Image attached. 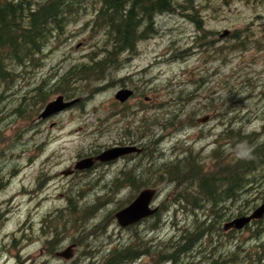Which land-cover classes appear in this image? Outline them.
Segmentation results:
<instances>
[{
    "label": "rangeland",
    "instance_id": "rangeland-1",
    "mask_svg": "<svg viewBox=\"0 0 264 264\" xmlns=\"http://www.w3.org/2000/svg\"><path fill=\"white\" fill-rule=\"evenodd\" d=\"M11 1L36 6L44 0ZM185 6L183 0H174L171 9L152 14L150 36L138 41L133 51L120 53L118 64L107 69L102 80L88 79L101 89L81 108L74 104L44 119L39 114L46 104L37 103L39 94H44L47 102L59 95L66 100L86 97L84 71L79 69L90 66L94 55L101 58L112 48L122 30L124 11H101L102 0H66L56 19L42 25L29 43L23 42L17 54L4 56L9 74L7 79L0 78V264H100L115 246L147 242L154 249L159 239L170 240L190 225L191 217L169 211L161 214L162 224L156 229L147 228L151 219L131 228L120 227L114 213L136 194L125 188L105 202L111 191L109 180L122 169L137 167L140 172L147 166L171 165L188 149L198 153L197 160L207 165L218 135L233 120L243 132H261L264 139V26L260 25L264 22V0H192L195 12ZM192 13L195 16L189 17ZM148 23L142 19V26ZM245 27L255 32L252 39L259 41L261 48L234 51L226 64L219 59L208 61L212 50L205 48L206 39L215 46L230 44V37L219 38L223 30L233 33ZM201 35L206 36L204 43L199 42ZM192 46L196 48L189 49V54L187 48ZM71 70L75 71L72 90L65 96L56 87ZM200 74L210 82L190 95L195 86L190 79ZM146 80L147 87L143 88L142 81ZM134 85L140 87L138 91ZM124 87L136 92L125 102H117L114 94ZM142 89L146 90L144 97L139 94ZM239 89L245 90L238 93ZM179 92H183L184 100L178 105H186L184 115H179L183 122L164 133L147 152L63 173L76 160L94 155L88 153L92 147L101 151L130 144L128 139L136 141L143 131L136 129L140 119L147 117L148 123L151 117H162L169 111L164 102L176 104L171 97ZM191 96L193 99L186 102ZM19 108L38 115L23 119L16 115ZM205 115L209 118L198 121ZM127 129L136 136L128 137ZM152 188L156 190L154 206L170 197L172 186ZM80 193H84L82 198ZM69 199L77 210L100 206L85 224L87 233L82 232L86 227L79 224L77 216L70 213ZM136 234L139 236L131 239ZM219 235L212 238L217 260L237 251L235 264H240L246 251H254L251 248L255 246L261 252L259 246L264 247V233L255 241L245 231L231 243ZM73 243L69 259L49 249L41 252L47 245L63 250ZM198 250L179 256L178 264H211L199 255L200 251L212 252L207 242L202 241ZM130 264L160 263L146 255Z\"/></svg>",
    "mask_w": 264,
    "mask_h": 264
},
{
    "label": "trees",
    "instance_id": "trees-1",
    "mask_svg": "<svg viewBox=\"0 0 264 264\" xmlns=\"http://www.w3.org/2000/svg\"><path fill=\"white\" fill-rule=\"evenodd\" d=\"M122 1L105 0L104 5L106 9H121ZM65 3L64 0H45L36 6H32L27 1L0 0L1 79H7L9 74L7 68L4 66V56L7 54H17L16 52L20 51L23 42L29 43L42 25L57 18L63 10ZM183 3H186V9L194 11L192 0H183ZM173 5L174 0H159L157 5L143 1L142 8L145 11L158 7L159 11H165L171 9ZM142 15L143 17L136 12L128 13L123 22L121 33L117 41L112 45V48L108 52L103 53L101 58L97 57V59L95 58L96 55H94L90 66L79 69L80 71H84L83 79L86 82V97H78L79 100L75 103L78 108L82 107L84 101L100 91L101 88L95 85L94 82L102 80L104 72L111 66L118 64L120 53L134 50L138 41L146 39L153 32L152 14L148 16ZM192 16H195V13L189 15V17ZM143 18L147 19L149 23L146 27L143 26L141 28L140 25ZM194 20L196 21L195 18ZM260 25L264 26V22ZM203 33L207 36V32L203 31ZM254 34L255 32H251L249 27H245L241 30H235L233 33L229 32V35L219 37L221 39L230 37L228 40L231 41L230 44L226 42L220 46H215L211 40L207 39V42L204 43V37L206 36L203 35L200 36L199 42L204 43L205 48H208V50H212L208 54V61L212 62L219 59L222 64H226L227 60L232 58L234 54L232 52L234 51H242L248 47H262L259 41H255L254 38L252 39ZM198 47L200 46L198 45ZM195 48V46L187 48L188 53L191 54L189 49ZM74 73L75 71L71 70L61 77V81H59L56 87V89L60 90L61 94L66 96L67 93L71 92V77ZM88 79H95V81L90 82ZM190 82L195 84L190 91V95H193L194 92H199L204 85L209 83L210 78L200 74L190 79ZM243 82L246 85L249 84L248 77H245ZM142 83L143 88L147 87V80L142 81ZM134 88L138 91L140 87L134 85ZM151 90L156 91L155 88ZM244 90L239 89L238 93ZM133 92L135 94L136 91L133 90ZM183 92H179L175 97H171L176 104L172 105L164 102L169 111L163 113L162 117H151L148 123L146 122L147 117L140 119V123L136 126V129H142V135L136 136L134 134L133 136L127 129L126 135L128 137L136 136V141L132 139H128L127 141L130 144L139 142L138 146L143 148L141 153L147 152L150 145L158 141L164 133L180 126L178 124L183 122V117L180 118L179 115H184V110H186V105H178L184 100L181 96ZM139 94L140 97H144L146 90L142 89ZM192 99L193 96L186 102ZM46 102L45 95L39 94L37 103L42 105L46 104ZM142 105H144L143 102ZM171 105L172 107H170ZM142 109L145 110L144 107ZM16 115L23 119L31 120L38 113L19 108L16 111ZM190 121L191 123L194 122L192 118ZM230 123L218 135L216 139L217 146L209 153L207 165L197 160L198 153L194 152L193 154V151L187 148L189 151H186L184 156L171 163V165H163L160 168L147 166L142 171L141 169L138 170L140 172H137V167L122 169L109 180L108 184L111 185V191L109 198H104L105 202L111 201L119 191L125 188H128L132 194H137L143 188H152L158 185L172 186L170 197L160 202V205L156 206L157 210L154 213L126 228H131L139 222L141 223V221L145 222L151 219V225L147 226V228L156 229L162 224L161 214L169 211H172L173 215L181 212L184 216H190L191 223L182 227L178 235L174 234L172 239H159L154 249H151V246L146 244L147 242H144L145 244L143 243L141 246L125 244L122 247L120 245L112 247L105 253L100 264H130L135 259L146 255L155 258L156 262L160 264H178L179 256L197 251L200 249L202 241L207 242L212 252H208L207 250L200 251L199 255L204 259H209V263L235 264L238 255L237 251L233 252L231 257L224 256L220 260L214 257L217 246H213V236L222 234V236L227 238L226 243H231L236 235L248 231L250 239L255 241L259 239L264 233V214L261 218L252 219L241 229L234 227L224 228L226 222L231 221L237 216L249 214L259 204L264 202V139H261V132H253L248 135L240 127L234 126L237 123L235 120ZM152 128L157 129V131L154 132ZM262 131L264 132V124ZM248 148H252L255 158L253 160L237 159V154L246 151ZM98 152H100V147H92L88 153L97 154ZM96 165L98 163L92 167ZM44 181L45 179H43L42 183ZM103 186L102 189L105 190L106 188ZM83 196L84 193H80L78 197L82 198ZM69 203L68 208L70 213L77 216L76 220L83 227H86L85 224L88 218L100 207L81 206L82 208L77 210L76 204L72 199H69ZM100 204L99 201L98 205ZM155 217L157 221L154 220ZM82 232L87 233V227ZM138 236L137 234L135 237L131 236V239ZM138 242L140 241L138 240ZM259 247H261V252H257L255 246L251 248L254 251H246V255L240 258V264H264V247Z\"/></svg>",
    "mask_w": 264,
    "mask_h": 264
},
{
    "label": "water",
    "instance_id": "water-1",
    "mask_svg": "<svg viewBox=\"0 0 264 264\" xmlns=\"http://www.w3.org/2000/svg\"><path fill=\"white\" fill-rule=\"evenodd\" d=\"M229 34V30L225 29L220 34V37ZM133 94V89L131 88H119L115 94L114 98L120 102H125ZM79 98H74L71 100H66L62 95L55 97L54 99L48 101L42 111L39 114V118H47L55 113H58L72 105H74ZM208 119V116H203L199 120L204 121ZM198 120V121H199ZM142 147L137 144H121L107 147L97 154L85 156L75 161L72 167L64 170V174H69L74 170H81L89 168L98 162L104 163L115 160L119 157L126 156L132 153H140ZM156 190L154 188H143L140 190L136 196L127 205L123 206L114 213L117 223L120 227H127L131 224H135L141 219L151 215L157 210V207L153 205V199L155 198ZM264 214V202L259 204L255 209H253L249 214L237 216L231 221L224 224V228L234 227L236 229H241L245 224L249 223L252 219L261 218ZM73 245L68 246L63 251L58 252V256L69 258L71 254L69 250Z\"/></svg>",
    "mask_w": 264,
    "mask_h": 264
},
{
    "label": "flooded vegetation",
    "instance_id": "flooded-vegetation-1",
    "mask_svg": "<svg viewBox=\"0 0 264 264\" xmlns=\"http://www.w3.org/2000/svg\"><path fill=\"white\" fill-rule=\"evenodd\" d=\"M45 1V0H44ZM65 2H66V0H64ZM143 1H148V2H151V3H153L154 5H157L158 3H159V0H123L122 1V8L121 9H114V8H110V9H106V7H105V0H102V7H100L102 10L101 11H108V10H122V11H124V20H125V18H126V15L128 14V13H133V12H136L138 15H142V14H144V15H149V14H154V13H156V12H158L159 11V8L158 7H156L155 9H148V10H143V8H142V4H143ZM130 11V12H129ZM144 12V13H143ZM124 20H123V22H124ZM141 26V28H143V26H142V24L140 25ZM139 29H140V27H139ZM121 33V32H120ZM127 34V33H126ZM151 34V33H150ZM150 34H149V36H150ZM227 35H229V34H227ZM118 39V38H117ZM117 40H115V42H116ZM114 42V43H115ZM113 43V44H114ZM112 44V45H113ZM137 45V44H136ZM133 51V50H132ZM133 94H134V92H133ZM205 116H208V115H205ZM222 116H224V114L222 115ZM208 118H209V116H208ZM199 120V119H198ZM160 141H158L157 143H159ZM142 150H143V148H142ZM142 152V151H141ZM140 152V153H141ZM184 152H185V150H184ZM101 162H98V164H100ZM49 244V243H48ZM71 245H73L72 247H71V249L69 250V253L71 254V256H72V249H73V247L75 246L74 245V243L73 244H71ZM71 245H68V246H71ZM67 246V247H68ZM66 247V248H67ZM47 249H49V251H51L52 252V254H55L56 256H58L57 255V253L58 252H61V251H63V250H58V248H56V247H52V248H49L48 247V245L47 246H45L44 248H42V250H41V252H43V251H46ZM70 256V257H71ZM60 257H62V256H60ZM69 257V258H70ZM65 258V257H64ZM69 258H67V259H69Z\"/></svg>",
    "mask_w": 264,
    "mask_h": 264
},
{
    "label": "clouds",
    "instance_id": "clouds-1",
    "mask_svg": "<svg viewBox=\"0 0 264 264\" xmlns=\"http://www.w3.org/2000/svg\"><path fill=\"white\" fill-rule=\"evenodd\" d=\"M251 130L249 129V131ZM254 158L252 148H248L246 151L237 154V159L253 160Z\"/></svg>",
    "mask_w": 264,
    "mask_h": 264
}]
</instances>
